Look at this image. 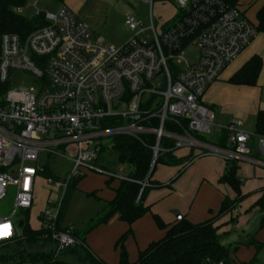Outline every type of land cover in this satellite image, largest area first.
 Wrapping results in <instances>:
<instances>
[{
    "label": "built area",
    "instance_id": "1",
    "mask_svg": "<svg viewBox=\"0 0 264 264\" xmlns=\"http://www.w3.org/2000/svg\"><path fill=\"white\" fill-rule=\"evenodd\" d=\"M175 1L177 15L167 24L159 25L152 14L147 23L127 15L125 28L132 37L120 48L95 38L65 6L56 15L43 13L48 25L24 38H0V201L9 186L16 188L13 213L0 219L10 233L0 235V244L21 236L22 220L14 218L33 207L36 181L46 169L39 165L42 153L59 157L57 149L64 148L72 162L64 181L45 178L63 193L62 200L74 181L104 175L98 161L115 137L149 145L152 168L161 153L188 149L192 162L211 156L264 170V137L257 139L254 154L253 136L234 120L226 128V147L217 146L208 138L215 117L204 104L209 88L257 37L256 26L222 0ZM192 50L195 57L187 56ZM11 71L28 72L40 84L13 91ZM163 140L173 146L164 148ZM148 186L146 181L143 187ZM62 200L46 207L39 224L41 241L50 239L58 254L82 246L73 227L57 229ZM238 214L236 207L233 215Z\"/></svg>",
    "mask_w": 264,
    "mask_h": 264
},
{
    "label": "crops",
    "instance_id": "2",
    "mask_svg": "<svg viewBox=\"0 0 264 264\" xmlns=\"http://www.w3.org/2000/svg\"><path fill=\"white\" fill-rule=\"evenodd\" d=\"M168 1L172 6L168 15L164 19L154 17L159 25L170 23L177 15L176 1ZM253 1L247 0V3ZM255 1H258L257 18V13L264 5V0ZM240 4L238 8L246 17V12L243 8H240ZM64 6L90 29L95 38L109 46L107 44L109 38L105 34L115 32L116 27V9L110 0H66ZM126 16L123 19L120 18L119 21V31L121 32L126 29L124 28ZM137 17L141 18L142 16L139 14ZM254 56H258L262 61V68L256 85L236 86L230 84L229 80ZM204 104L213 112L215 117V143L218 141L219 135L226 131V128L236 119L243 122L245 132L252 136L256 134L258 115L264 113V34H258L239 58L226 69L223 77L209 88L204 97ZM256 146L257 138L251 139L249 147L257 155ZM190 154L191 151L188 149L175 152L178 159H184ZM226 167L225 161L211 156L199 158L188 165L186 161H182L176 166H157L152 182L159 187L152 189L144 201L145 206L150 208V213L131 227L121 221L119 215L111 217L92 233L89 232L82 236L84 246L83 249H80L107 264H119L120 252L116 247L117 242L131 231L125 241V249L129 261L135 263L141 252L145 251L152 243L159 242L165 236V231L160 230L155 223V215L160 217L166 225L175 224L176 217L180 215L185 221L199 224L214 217L225 198L231 200L235 198V194L230 187L220 184ZM257 174L262 179L263 174L259 169L249 164L239 165L238 177L243 181L241 193L242 196L246 197L245 200L255 193L257 201L261 195L260 191L264 186L259 187L255 180ZM122 181L125 180L119 179V183H117L110 180L109 177L106 178V185L111 192L103 193L105 204L103 217L108 212L107 204L116 198V191ZM37 222L38 227L35 230L39 229L40 215L37 217Z\"/></svg>",
    "mask_w": 264,
    "mask_h": 264
},
{
    "label": "trees",
    "instance_id": "3",
    "mask_svg": "<svg viewBox=\"0 0 264 264\" xmlns=\"http://www.w3.org/2000/svg\"><path fill=\"white\" fill-rule=\"evenodd\" d=\"M59 6H64L66 0H51ZM229 8L238 7L242 0H222ZM27 5V0H0V38L5 34H17L21 37H26L30 33L48 25L44 14L41 12L34 19L29 20L21 15L20 11ZM256 29L258 34H264V5L257 13ZM262 68V61L258 56L252 57L230 80L229 83L236 86H255L257 78ZM228 132L223 131L216 142L219 147H226L228 141ZM264 137V113H259L257 118V130L253 138ZM252 138V139H253ZM150 144L153 139L150 138ZM113 148L107 150L112 160L108 162L98 163L102 168L104 175L110 180H114V170L119 165H128L131 168V173L128 180L122 181L116 191L114 201L107 204V214L97 221V226L106 223L111 217L119 215V218L128 226H132L138 220L150 213V208L144 204L146 196L149 192L159 187L152 182V177L158 165L176 166L182 161H186L187 165L192 163L193 155L190 154L184 159H178L175 152L170 151L161 153L158 160L153 165V153L149 149V145L140 143L136 140L126 137H115L113 139ZM162 146L170 148L173 143L163 140ZM226 171L220 180V184L231 188L235 194L233 200L225 198L221 204L218 213L210 220L192 224L182 220L173 225H166L158 216H154L155 223L160 230L165 231V236L162 240L152 243L145 251L139 254L138 260L131 263L128 259V254L125 249V241L131 234L129 231L118 242L117 249L120 252L119 264H207L208 261L228 260L229 252L225 246L221 244V236L216 223L226 216H230L233 221L238 216L233 215L234 208L246 197L242 196L241 188L243 181L238 177L239 164L237 161H229L226 163ZM46 178H56L49 175L46 168L44 175ZM79 181H74L66 192L60 209V215L57 223L58 231H65L67 228L62 226L63 216L67 209L71 193L76 189ZM148 181L149 186L143 187V184ZM260 198L253 204L261 214V227H264V188L260 191ZM29 212H24L22 221L24 226L21 229V236L11 242L1 243V245L23 244L34 242L53 243L50 239L41 241V230H34L29 225ZM230 221V222H232ZM73 236L76 237L82 246L66 249L62 252L77 253L80 248L83 249L84 238L75 230ZM259 249L260 243L255 239L251 241ZM47 264H54L49 256L40 257ZM81 264H107L104 261L89 255L88 253L81 257ZM251 261L248 264H252ZM0 264H12L11 262H1Z\"/></svg>",
    "mask_w": 264,
    "mask_h": 264
},
{
    "label": "rangeland",
    "instance_id": "4",
    "mask_svg": "<svg viewBox=\"0 0 264 264\" xmlns=\"http://www.w3.org/2000/svg\"><path fill=\"white\" fill-rule=\"evenodd\" d=\"M36 0H27V5L22 9L21 15L26 19L32 20L37 12L49 13L56 15L61 6L55 4L51 0H37V7L34 6ZM116 9V27L115 32L106 33L109 38L107 44L118 48L128 42L132 35L125 31H119L120 18H124L126 14L141 15L144 23L148 22L150 14L155 18L164 19L172 9L168 0H155L153 6L143 3L141 0H110ZM257 2L247 3L244 0L240 4L246 12V18L254 25H257ZM177 9V7H175ZM125 28V27H124ZM112 31V30H111ZM114 41V42H112ZM187 56L195 57V51H190ZM224 75V73H223ZM220 77V79L223 77ZM10 89L19 90L21 88L37 89L40 84L39 80L28 72L11 71L10 72ZM219 79V80H220ZM218 80V81H219ZM217 81V82H218ZM238 120V119H236ZM215 128L212 129V135L209 136L210 142L216 141ZM61 156H49L42 153L39 157V165L46 167L49 175L64 181L66 176L71 172L72 162L67 160L64 148L57 149ZM64 156V157H62ZM112 160L108 153L103 154L98 163L108 162ZM245 164V163H241ZM240 165V164H239ZM159 167V165H158ZM159 169V168H158ZM263 177L260 179L256 175L259 187L264 186V170L259 169ZM131 168L128 165H119L114 170V181L119 183V179L126 180L129 178ZM45 176L36 181L34 189V204L29 212V225L32 229H37V217L48 207L54 203L61 201L63 193L55 188V185H48L45 182ZM106 176L100 174H90L83 178L76 189L72 191L67 209L63 216L62 226L65 228L74 227L79 235L85 236L89 232H93L98 226L97 221L103 217L105 213V204L103 193H110V188L106 185ZM256 194H252L237 207L239 214L236 220H231L230 216H226L216 223L219 228L221 244L225 246L229 252V260L235 264L250 263L264 264V227H261L262 214L252 205L256 201ZM16 188L9 186L7 194L0 201V219L11 215L15 208ZM260 198V197H259ZM258 198V199H259ZM244 202V203H243ZM220 209V208H219ZM218 209V211H219ZM24 217V212L19 211L14 221H20ZM232 221V222H230ZM90 233V234H91ZM252 239L260 243V248L251 244ZM87 254L84 250L79 249L77 253L58 254L56 244L54 243H23L0 246V263L11 262L12 264H47L40 257L49 256L54 264H81V257Z\"/></svg>",
    "mask_w": 264,
    "mask_h": 264
},
{
    "label": "snow or ice",
    "instance_id": "5",
    "mask_svg": "<svg viewBox=\"0 0 264 264\" xmlns=\"http://www.w3.org/2000/svg\"><path fill=\"white\" fill-rule=\"evenodd\" d=\"M9 226L7 225H0V235H7L10 234L8 231H5L8 229Z\"/></svg>",
    "mask_w": 264,
    "mask_h": 264
},
{
    "label": "water",
    "instance_id": "6",
    "mask_svg": "<svg viewBox=\"0 0 264 264\" xmlns=\"http://www.w3.org/2000/svg\"><path fill=\"white\" fill-rule=\"evenodd\" d=\"M139 17H140V16H139ZM23 226H24V222H23V221H20V222L18 223V228H19V229H22Z\"/></svg>",
    "mask_w": 264,
    "mask_h": 264
}]
</instances>
